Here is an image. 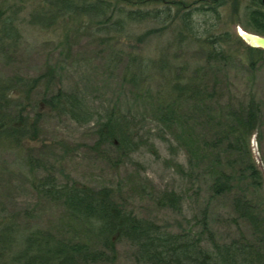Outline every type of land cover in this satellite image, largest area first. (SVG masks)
<instances>
[{"label":"rangeland","instance_id":"rangeland-1","mask_svg":"<svg viewBox=\"0 0 264 264\" xmlns=\"http://www.w3.org/2000/svg\"><path fill=\"white\" fill-rule=\"evenodd\" d=\"M44 1L12 4L22 37L0 53V78H39V85L32 91L21 87L12 95L28 106L36 130L20 149L0 151V223L14 222L19 235L50 231L65 240L86 242L91 248L100 249L101 244L83 221L74 217L62 202L51 200L34 186L33 182L52 173L58 183L109 187L116 201L138 217L154 220L171 231L200 234L207 245V234H201L205 211L208 226L218 241L230 242L241 236L253 240L252 227L238 215L233 199L236 193L245 192L264 219V188L254 190L237 169L227 168L234 173L235 185L230 192L215 195L210 188L209 163H203L200 155L197 160L192 159L191 166V152L177 138L176 141L172 138L174 129L169 130L160 121L156 99L160 80L144 78L141 84L138 79L134 83L126 77L129 62L138 63L142 57L151 58L167 51L168 42L174 40L173 33L168 31L150 40L135 37L108 43L101 35L90 32L92 27L86 19L75 25L36 27L31 22L32 14L43 7ZM246 4L248 0H241L236 13L226 7L219 17L208 15L210 25H205L206 28L215 33L228 30L233 35V44L226 47L229 56L208 67V82L216 88L224 105L239 107L251 98L260 103V122L251 145L253 159L264 171V51L255 55L258 59L252 68L248 51L237 40L239 27L254 32L248 27ZM198 20L203 21V16ZM144 27L141 25L137 34ZM175 50L179 61L173 58L172 63H198L204 67L207 64L204 50L197 43L174 46L172 56ZM135 70L131 72L137 75ZM50 79L54 84L49 92L62 88L77 93L97 115L104 116L114 109L121 111L140 135L154 142L155 151L142 147L123 155L115 146L98 144L94 121L77 122L68 114L50 110L42 102L46 94L44 85ZM194 132L191 131L193 149L202 153L196 137L201 131ZM165 136L174 142V151L169 149ZM229 156L226 152L225 158ZM30 158L46 167L31 168L26 162ZM171 189L183 194L179 210L160 205L155 199L160 192ZM18 238L19 242L23 240L22 236ZM6 239L7 242L9 238ZM116 248L115 260L101 264H148L138 257L137 247L127 239H118Z\"/></svg>","mask_w":264,"mask_h":264},{"label":"trees","instance_id":"trees-1","mask_svg":"<svg viewBox=\"0 0 264 264\" xmlns=\"http://www.w3.org/2000/svg\"><path fill=\"white\" fill-rule=\"evenodd\" d=\"M24 1H0L1 54L22 37L15 9L11 7L13 3ZM240 1L45 0L43 7L33 12L31 22L36 27L52 28L62 24L68 26V23L75 25L86 19L92 27L90 32L101 35L108 43L135 37L150 40L172 32L174 40L168 42V52L157 53L151 58L142 57L138 63L129 62L126 77L134 83L138 79L141 84L144 78L145 81L160 80V89L156 93L160 121L169 130L174 129L172 138L175 141L177 138L191 152V166L200 155L203 163H209L210 188L215 195H221L230 192L235 185L234 173L227 168L237 169L254 190L264 188V171L253 159L251 145L260 122V103L251 98L239 107L224 105L216 88L208 82V67L225 60L229 56L226 47L233 44L230 31L215 33L205 27L210 25L208 15L219 17L222 8L226 7L233 8L236 13ZM199 16H203V21L198 20ZM245 16L248 27L264 35V0H248ZM141 25L145 26L144 30L137 34ZM237 40L248 51V63L254 68L258 59L255 55L262 54L264 49L248 45L239 35ZM192 43L204 50L205 67L198 63L171 62L173 58L179 61L176 50L171 55L174 46L187 47ZM134 68L137 75L131 72ZM53 84L51 79L46 80L42 102L50 110L68 114L77 122L94 121L98 144L115 146L123 155H130L142 147L155 151L154 142L140 135L135 124L121 111L114 109L104 116L97 115L77 93L62 88L49 92ZM37 85L38 77L0 78V151L20 149L26 139L33 137L36 123L28 113L29 108L12 95L21 87L32 91ZM197 129L201 131L196 137L202 153L193 149L195 141L191 134ZM164 140L174 151V142L166 136ZM226 152L230 155L228 158H225ZM32 161V158L26 160L31 168L46 167L40 161ZM33 183L40 193L62 202L74 217L83 221L102 247L93 249L86 242L65 240L50 231L35 230L19 235L14 222H3L0 223V264L112 263L118 239H127L135 245L138 257L148 264H264V219L245 192L236 193L233 204L238 215L251 225L254 239L241 236L230 242L218 241L208 226L205 211L201 234H207L208 246L200 234L171 231L154 220L138 217L116 201L109 187L58 183L52 173ZM182 196V192L171 189L160 192L155 199L160 205L179 210ZM20 236L23 237L21 242Z\"/></svg>","mask_w":264,"mask_h":264},{"label":"water","instance_id":"water-1","mask_svg":"<svg viewBox=\"0 0 264 264\" xmlns=\"http://www.w3.org/2000/svg\"><path fill=\"white\" fill-rule=\"evenodd\" d=\"M239 36L250 46L264 49V35L238 28Z\"/></svg>","mask_w":264,"mask_h":264}]
</instances>
